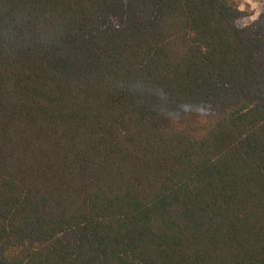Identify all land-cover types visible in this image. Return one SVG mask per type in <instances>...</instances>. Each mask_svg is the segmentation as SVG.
Returning <instances> with one entry per match:
<instances>
[{
    "label": "trees",
    "instance_id": "1",
    "mask_svg": "<svg viewBox=\"0 0 264 264\" xmlns=\"http://www.w3.org/2000/svg\"><path fill=\"white\" fill-rule=\"evenodd\" d=\"M240 3L0 0V264H264V1Z\"/></svg>",
    "mask_w": 264,
    "mask_h": 264
},
{
    "label": "rangeland",
    "instance_id": "2",
    "mask_svg": "<svg viewBox=\"0 0 264 264\" xmlns=\"http://www.w3.org/2000/svg\"><path fill=\"white\" fill-rule=\"evenodd\" d=\"M264 0H241L240 7L247 12V15L239 20L240 24H248L255 20L262 10Z\"/></svg>",
    "mask_w": 264,
    "mask_h": 264
},
{
    "label": "clouds",
    "instance_id": "3",
    "mask_svg": "<svg viewBox=\"0 0 264 264\" xmlns=\"http://www.w3.org/2000/svg\"><path fill=\"white\" fill-rule=\"evenodd\" d=\"M147 85L144 81H135L133 82L129 88L130 90L133 92V93H142L145 91ZM162 91V90H161ZM181 108V111H183L184 113L186 114H189V113H192V112H196V113H201L202 110L199 108V106H193L191 104H182L180 106ZM208 111H211V109H208ZM171 119H173L172 117H169ZM180 117H179V114H176L175 118L176 120H178Z\"/></svg>",
    "mask_w": 264,
    "mask_h": 264
}]
</instances>
